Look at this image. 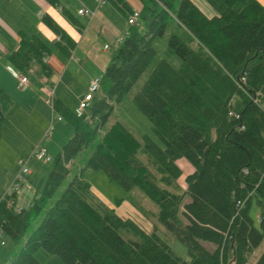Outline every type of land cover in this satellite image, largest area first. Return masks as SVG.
<instances>
[{"label":"trees","instance_id":"trees-1","mask_svg":"<svg viewBox=\"0 0 264 264\" xmlns=\"http://www.w3.org/2000/svg\"><path fill=\"white\" fill-rule=\"evenodd\" d=\"M47 1L59 6V0ZM142 1L139 21L114 45L101 90L90 106L77 114L63 100H55V111L74 130L53 155L43 189L29 207L17 206V191L0 200V229L14 241L24 239L8 264H43L35 256L41 248L66 264H246L263 242L264 3L206 0L217 11L209 17L193 0ZM64 14L75 23L67 11ZM170 18L178 27L168 38V53L179 65L161 59L133 97L164 146L148 134L141 140L117 121L81 170L71 175L69 164L95 142L115 103L157 57L155 40L165 36ZM43 21L60 40L53 43L22 33L19 48L9 54L20 71H29L34 63L49 70L44 58L54 47L66 54L76 47V40L50 14ZM141 148L160 180L175 188L182 175L177 160L184 157L194 165L186 178L191 200L183 212L188 223L179 217L184 194L159 184L139 158ZM87 170H103L126 190L141 188L159 204L160 221L190 258L106 204L94 192ZM254 204L260 207L259 227L251 215ZM124 230L138 240L126 238ZM202 241L213 242L215 249ZM257 264H264V251Z\"/></svg>","mask_w":264,"mask_h":264},{"label":"rangeland","instance_id":"rangeland-1","mask_svg":"<svg viewBox=\"0 0 264 264\" xmlns=\"http://www.w3.org/2000/svg\"><path fill=\"white\" fill-rule=\"evenodd\" d=\"M176 26L178 27L176 20L170 18L165 36L155 40V46L159 51L157 57L146 69L133 89L128 94H126L120 102L115 103V109L112 112L109 121L101 128L95 142H93V144L88 149L79 154L69 164V166L72 167L71 175L76 174L81 170L97 143L102 139L105 132L117 121L124 123L141 140L143 135L148 134L153 137L155 141H157L161 146H164V142L156 135L151 120L136 106L133 101V97L135 93L141 89L149 74L161 59L168 58L174 65H179V59L176 56L170 55L168 53V38L173 30L177 29ZM4 42L10 47V51L14 49L15 42L12 38L6 37ZM102 49L103 47H101V50ZM107 53L112 57L114 53V47H111L109 50H107ZM5 61L11 62L5 57L2 59L0 64L2 65V62ZM38 65V63L33 64L29 71V74L36 79L38 78L36 74V71L39 70ZM71 70L73 71V68H71ZM18 81V79L16 80L7 72L2 71V68L0 67V84L4 90H6L1 93L2 102L5 106V113L4 117L0 114V198L7 192L17 191L16 188L13 187V182L15 180L14 176L20 170V163L17 161L20 155L28 158L31 154L32 147L39 143L41 139L45 137L44 135L46 133L50 134V136L44 138L42 144L49 147L52 155H56L62 148L61 144L64 145L68 141L74 130L70 123L59 119V114L56 111H52L51 105H49L47 102V104L45 103V100L47 98L49 99L50 92L55 94L57 85L52 86V88H54V92L52 89H49L48 93L43 92V97L40 100L29 99L28 102L20 103L25 109H27V115H15V113L11 111L13 110V107L11 106L13 100L11 98L13 95L17 93L21 94L20 92L27 89V87L19 88ZM34 88L38 89L37 86H34ZM36 91L40 93L38 90ZM66 94L69 96V100H67L69 106L73 107L74 105L78 104L79 98L73 89L66 90ZM52 116L54 117V122L51 124ZM59 144L60 146H58ZM138 156L156 174L158 177V182L162 187L184 194L179 209V217L184 223H188L189 220L186 218L183 212L185 210V204L191 200V196L186 193V178L194 171V165L184 157L177 160V164L182 169V175L178 179L179 186L175 188L173 186L166 185L160 180L161 175L157 172L156 168L149 163L148 155L143 150V148L139 150ZM51 165V162L45 163L35 159L30 160L28 167L31 168L32 172L23 174L25 180L23 187L18 193V197L21 193V200L18 199V203L25 207L30 206V204L27 205L30 203L29 197L32 199L34 198L32 196L31 187L34 188V190L43 189L46 178L49 175ZM86 177L92 184V188L96 191V193L104 201H107L108 205L113 207L118 214H121L124 217L132 218L146 231H155L179 255L185 259L190 258L187 248L160 221L159 204L150 196H148L141 188L134 187L131 190H126L118 182L110 179L103 170H87ZM24 193H26V195H23ZM251 215L254 219L255 226L259 227L260 207L257 204L252 206ZM41 219L42 215L33 221L32 226L29 229V233L39 225ZM122 233L128 239L138 240V237L131 232L124 230ZM202 242L210 250H214L216 247L213 242ZM23 244L24 239H21L19 242L14 241L9 235L0 229V251L3 250L5 253H9V260L12 259L14 254L23 246ZM263 251L264 240L259 247H257L248 255L246 264H257V260ZM35 256L43 264H66L58 255L49 253L42 248L35 251ZM230 264H234L233 260H231Z\"/></svg>","mask_w":264,"mask_h":264},{"label":"crops","instance_id":"crops-1","mask_svg":"<svg viewBox=\"0 0 264 264\" xmlns=\"http://www.w3.org/2000/svg\"><path fill=\"white\" fill-rule=\"evenodd\" d=\"M259 1L264 3V0ZM193 2L207 16L212 17L217 14L211 5L206 3L207 1L193 0ZM84 5L87 9L95 11L93 17L79 14L78 10ZM142 6V0H108L102 6H98L95 0H59V6H53L47 0H0V62L5 57L9 59V54L19 48L22 33H27L28 36L37 35L53 43L60 40V36L43 21V16L45 14H50L77 42L76 47L70 50L69 54L63 53L59 51L58 48L54 47L53 52L44 58V62L49 66V70H42V67L38 65L39 70L36 71L37 79L29 74L30 70L27 72L20 71L9 61L2 62V65L0 64L2 71L7 72L16 80L17 78L13 69L29 78V86L27 89L20 92L21 94L17 93L12 96L11 99L13 101L11 106L13 110L11 111L17 116L27 115V109L20 103L28 102L29 99H42L43 92L48 93L49 89L55 84L57 85L55 100H63L68 105L67 100H69V96L66 94V90L69 89H73L80 100L88 88L90 79L94 76H101L106 70L111 59L107 50L114 47L119 40H122L129 30L130 24L128 23V17L132 9H141ZM64 11H67V14H70L74 18L75 23L69 20L64 14ZM6 37L12 38L15 42L12 51H10V47L4 42ZM107 44H109V47L105 48ZM101 47H103L102 50ZM32 66L33 64L31 67ZM71 68H73V71ZM34 86H37L38 89H35ZM0 91V114L4 117L5 106L2 102L1 93L6 90H4L1 84ZM77 105L78 104L74 105L72 108H76ZM44 138H46V136L43 137V139ZM43 139H41V143ZM45 146L50 151L49 147L47 145ZM58 146H60V144ZM62 146L63 144H61V147ZM33 148L34 146L32 147L31 153ZM30 156L28 158H30ZM22 159H25V157L21 155L17 159L18 163H20V170L14 176L15 180L13 182V187L16 188L18 193L23 187L25 180L22 173L20 175H22L23 179L16 181L17 176H19L21 172ZM29 169V173H31L32 170L31 168ZM31 192L34 197L38 189L34 190V188L31 187ZM94 192L96 193L95 190ZM4 195L5 194L2 195L0 200ZM23 195H26V193ZM18 199L21 200V193ZM32 200L33 199L29 197L30 203L27 205H31ZM104 202L108 204L107 201ZM17 206L19 208L25 207L20 203H18ZM9 259L10 254L1 250L0 264H8L10 261Z\"/></svg>","mask_w":264,"mask_h":264},{"label":"built area","instance_id":"built-area-1","mask_svg":"<svg viewBox=\"0 0 264 264\" xmlns=\"http://www.w3.org/2000/svg\"><path fill=\"white\" fill-rule=\"evenodd\" d=\"M95 1H96L98 6H102L108 0H95ZM78 12H79V14L87 15L89 17H93L95 15V11L87 9L85 7V5L81 9H79ZM140 14H141L140 9L133 8L132 12L130 13V15L128 17V23L129 24L138 23ZM120 41L121 40H119L117 42V44ZM108 47H109V44L105 45V48H108ZM14 72H15L16 78L19 80L18 87L19 88L28 87L29 86L28 76L21 75L20 73H18L16 71H14ZM101 81H102L101 76H94L90 79L88 88L84 92L83 96L80 98L78 106L75 108V112L77 114H82L90 106L91 101L93 100L95 94L101 90ZM51 89L54 92V88L51 87L50 90ZM47 102L49 105H51L52 110L54 111L55 110V94H52V92H50L49 99L47 100ZM59 119L62 120V117L60 116ZM53 122H54V117H52L51 124ZM45 136L48 137V136H50V134L46 133ZM31 158L38 160V161L45 162V163H49V162H52L53 155H51L49 153V151L45 145H43L41 142L37 143L33 148V151L31 153L30 158H25V159L21 160V165H22L21 172L19 173V176H17L16 181H20L23 179L22 175H20V174H22V173L26 174V173L30 172V169L28 167V162Z\"/></svg>","mask_w":264,"mask_h":264},{"label":"bare ground","instance_id":"bare-ground-1","mask_svg":"<svg viewBox=\"0 0 264 264\" xmlns=\"http://www.w3.org/2000/svg\"><path fill=\"white\" fill-rule=\"evenodd\" d=\"M78 106V105H77ZM48 149V148H47ZM49 151V150H48ZM49 153L51 154V152L49 151ZM52 155V154H51Z\"/></svg>","mask_w":264,"mask_h":264}]
</instances>
